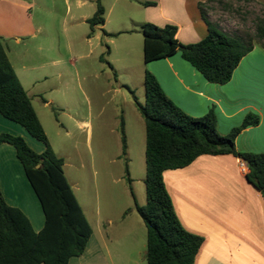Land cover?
Listing matches in <instances>:
<instances>
[{
  "label": "rangeland",
  "instance_id": "1",
  "mask_svg": "<svg viewBox=\"0 0 264 264\" xmlns=\"http://www.w3.org/2000/svg\"><path fill=\"white\" fill-rule=\"evenodd\" d=\"M11 1L24 5L4 0L16 30L23 23L43 28L36 38L20 35V43L4 38L15 72L54 151L65 160V175L89 222L96 228L99 211L118 223L124 210L130 215L136 205L147 204L146 126L138 108L146 103L143 35L134 24L142 15L141 0H100L105 26L94 29L87 19L99 0ZM263 12L246 0H208L204 7L210 22L241 37L255 35ZM132 216L128 227L143 220Z\"/></svg>",
  "mask_w": 264,
  "mask_h": 264
},
{
  "label": "trees",
  "instance_id": "2",
  "mask_svg": "<svg viewBox=\"0 0 264 264\" xmlns=\"http://www.w3.org/2000/svg\"><path fill=\"white\" fill-rule=\"evenodd\" d=\"M205 4L200 3L199 7L209 34L196 44H182L177 39L178 27L175 25L145 24L141 29L145 63L181 53L210 83L225 85L255 44L264 48V12L256 20L254 36H232L207 20ZM104 16L105 9L99 0L94 16L87 22L92 29L104 26ZM145 88V105L137 103L146 126L147 204L144 207L136 205V209L148 230L146 262L195 264L204 239L182 226L163 174L168 170L186 168L203 155H233L247 165L248 182L264 198V154L240 153L236 149L239 134L250 126H257L260 119L249 115L242 126L222 136L217 130L213 110L201 118L187 115L168 98L150 72L145 75ZM0 113L23 126L46 146L43 153H38L23 137L0 134V145L9 144L15 148L45 215L44 228L36 232L24 212L8 204L0 187V264H69L73 258L84 254L93 229L65 175V160L52 148L32 98L9 59L2 37ZM121 127L124 133L123 121ZM122 142L126 155L125 136Z\"/></svg>",
  "mask_w": 264,
  "mask_h": 264
},
{
  "label": "crops",
  "instance_id": "3",
  "mask_svg": "<svg viewBox=\"0 0 264 264\" xmlns=\"http://www.w3.org/2000/svg\"><path fill=\"white\" fill-rule=\"evenodd\" d=\"M207 1L141 0L142 15L134 24L141 29L148 23L159 27L172 24L178 27L177 39L182 44H196L209 34L199 7ZM10 2L14 7H24ZM255 2L264 10V0ZM4 4L0 0V37L20 43V35L36 38L41 33L42 27L30 23L16 30L8 21ZM142 60L144 79L146 72L154 75L164 93L184 113L201 118L213 110L222 136L242 126L247 116H258L259 124L246 128L236 138V149L240 153L264 154L263 47L255 44L225 85L210 83L181 53L146 64L143 52ZM82 125L91 129L89 123ZM4 133L23 137L38 153L46 150L45 144L23 126L0 113V134ZM247 173V165L233 155H203L186 168L164 172V183L182 226L204 239L195 264H264V198L248 182ZM0 187L8 204L24 212L35 231L40 232L45 226L41 203L15 148L9 144L0 145ZM126 212L120 214L122 221L118 223L122 227L112 228L118 220L102 218L98 211L96 228L90 223L93 235L84 254L69 264H147V227L139 219L128 227L132 215H139L136 209L130 215Z\"/></svg>",
  "mask_w": 264,
  "mask_h": 264
}]
</instances>
